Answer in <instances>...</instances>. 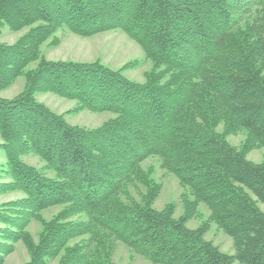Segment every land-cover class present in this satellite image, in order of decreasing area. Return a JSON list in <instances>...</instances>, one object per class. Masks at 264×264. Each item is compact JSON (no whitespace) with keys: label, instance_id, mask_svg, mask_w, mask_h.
<instances>
[{"label":"trees","instance_id":"obj_1","mask_svg":"<svg viewBox=\"0 0 264 264\" xmlns=\"http://www.w3.org/2000/svg\"><path fill=\"white\" fill-rule=\"evenodd\" d=\"M5 25L27 31L0 41V91L25 77L20 93L0 97L10 179L0 192L25 195L0 204V264L18 242L30 255L23 264H117V242L153 263L264 264V159L247 158L264 147V0H0V37ZM61 29L123 30L152 62L145 81L123 74L139 60L112 69L45 58L43 44L57 46ZM47 92L77 100L72 112L116 116L72 125L37 100ZM240 132L235 147L226 136ZM31 153L42 168L23 160ZM154 156L184 188L179 217L173 202L154 208L162 186L143 167ZM201 203L210 215L190 228ZM212 223L234 254L205 238Z\"/></svg>","mask_w":264,"mask_h":264},{"label":"rangeland","instance_id":"obj_2","mask_svg":"<svg viewBox=\"0 0 264 264\" xmlns=\"http://www.w3.org/2000/svg\"><path fill=\"white\" fill-rule=\"evenodd\" d=\"M27 31V28L20 31H11L8 25L2 28L1 42L13 43L20 36ZM57 36L60 38V42L57 46H50L48 43L43 44L42 53L45 58L49 60H71L81 62H92L95 60L102 61L105 65L112 69H119L126 63L134 60H139L140 64L137 67H130L126 69L123 74L134 81L144 82L146 79V72L152 67V62L147 59L140 45L129 37L123 30L115 29L104 31L93 36H80L72 33L68 29H61ZM36 66V62L31 63L27 69ZM25 85V77L20 76L16 82L2 91H0V97L13 98L20 93ZM38 101L46 104L53 111L62 113L65 115L66 120L76 126L96 128L102 125L105 121L116 116L115 113L104 111L94 112L89 109H84L79 112H72L77 106L78 101L61 97L55 93H38L36 95ZM218 130L222 131V125L218 126ZM229 143L235 147H239L245 140V134L240 132L238 134H229L226 136ZM0 143L2 138L0 135ZM247 158L253 162H261L264 159V147L255 148L247 153ZM23 160L30 165H34L38 168H42L44 162L34 154H27L23 156ZM7 167V156L4 150H0V181L10 180L4 174ZM143 167H153V178L161 184V192L158 198L154 202V208L161 210L164 206L170 202H173L176 206L175 216L179 217L183 213V204L181 201V195L184 192V188L180 185V182L176 175L161 167L160 160L157 156L150 157L143 162ZM48 175L54 176V171L47 172ZM144 191V188L141 187ZM132 193L139 198L137 189L133 188ZM22 191H13L7 193L0 192V204L16 200L24 197ZM260 208L264 211V203L259 202ZM61 209L60 206L50 208L44 212L46 218H51L55 213ZM200 216L192 218L187 222L188 227L196 228L199 226L202 220L207 219L210 215L209 209L201 203L199 206ZM75 217V218H80ZM2 224H0L1 226ZM41 229L40 223L33 221L30 224L29 230L33 233L35 239L38 237V232ZM205 238L212 241L223 252L234 254L235 249L232 238L227 235L217 224L212 223L210 229L205 233ZM13 253L8 255L4 264H23L30 259L29 252L22 242H18L15 245ZM113 260L117 264H160L153 263L142 255L134 254L129 247L122 243L117 242L114 252ZM50 264H56V261ZM239 264V263H236Z\"/></svg>","mask_w":264,"mask_h":264}]
</instances>
